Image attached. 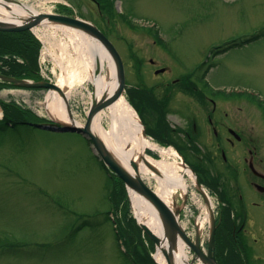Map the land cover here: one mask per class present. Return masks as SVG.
Returning <instances> with one entry per match:
<instances>
[{"label":"rangeland","instance_id":"1","mask_svg":"<svg viewBox=\"0 0 264 264\" xmlns=\"http://www.w3.org/2000/svg\"><path fill=\"white\" fill-rule=\"evenodd\" d=\"M20 1L35 3L38 12L46 14L63 13L68 4L70 14L100 26L123 58L127 82L123 97L128 102L145 80L166 79L154 75L150 59L159 67L168 64L171 79L185 77L182 80L208 60L201 71L203 76L207 73L205 87L199 80L198 86L237 93L218 100L255 102L260 111L248 107L249 119L264 134L260 104L264 103V0ZM34 33L41 41L38 79L61 87L72 117L85 125L95 91L90 72L96 70L84 65L83 47H71L70 36L77 32L50 24ZM86 46L88 61L93 44L88 40ZM108 69L105 63L101 75L109 76ZM175 91L174 100H193L190 94L189 98L186 92ZM49 95L0 83V264H156V246L136 223L142 233L138 231L125 185L107 170L85 136L28 126L29 121L53 119L47 108ZM104 125L109 129L110 121L105 119ZM178 152L176 162L205 176L195 154ZM187 179V193L178 191L174 200L182 207L180 220L188 235L195 239L199 232L206 249L210 218H205L210 210L195 179ZM205 190L215 212L218 197ZM200 218L205 220L201 228Z\"/></svg>","mask_w":264,"mask_h":264},{"label":"flooded vegetation","instance_id":"2","mask_svg":"<svg viewBox=\"0 0 264 264\" xmlns=\"http://www.w3.org/2000/svg\"><path fill=\"white\" fill-rule=\"evenodd\" d=\"M149 63L155 76L167 77L157 83L142 82L144 92H153L156 99L145 102L144 116L155 117L157 131L169 132L178 147L195 154L206 173L201 175L203 181L214 183L218 190L216 223L224 230L225 253L221 254L216 240L217 260L220 264H264V134L247 111L251 106L259 112L260 107L252 100H218V90L224 88L183 83L180 78L171 79L168 64L159 67L154 59ZM159 70L165 71L157 75ZM190 89L199 97L174 100V91L183 95ZM147 125L155 127L153 121Z\"/></svg>","mask_w":264,"mask_h":264},{"label":"bare ground","instance_id":"3","mask_svg":"<svg viewBox=\"0 0 264 264\" xmlns=\"http://www.w3.org/2000/svg\"><path fill=\"white\" fill-rule=\"evenodd\" d=\"M38 5L35 3L21 2L11 3L0 0V21L12 24H22L23 20L39 14ZM49 27V26H48ZM78 33V32H77ZM75 33L70 36L71 47H83L82 59L88 69L96 70L99 67L101 73L105 71V63L108 64L109 76L95 75L91 73V80L95 86L96 99L102 98L104 92L112 95L117 89V80L114 72V65L105 49L98 43H94L93 57L88 61L85 57L88 40L81 34ZM46 37L47 32H43ZM66 35V34H65ZM39 37V35H37ZM90 45V44H89ZM80 50V49H79ZM47 108L54 119L59 121L70 120L67 106L61 97L50 94L47 100ZM1 115V113H0ZM110 121V128L104 125V120ZM93 131L104 142L115 160L127 171L134 174L131 163L139 166L138 173L145 180L155 193L171 208L175 202L174 197L178 191H188V177L194 179L190 170L176 162L178 154L173 149H164L157 146L150 139L146 138L140 127V120L125 97H121L108 110L98 114L93 123ZM159 153L160 158L155 159L148 155V152ZM175 160V162H173ZM134 214L141 224L147 225L156 234H162L163 225L158 214L152 212L144 200L136 193L131 194ZM210 218L206 214L205 220ZM203 218L199 219V228L203 226ZM201 220V221H200ZM176 264H191L189 254L184 248L182 241L174 247ZM158 264H168L164 254L159 250L155 256Z\"/></svg>","mask_w":264,"mask_h":264},{"label":"water","instance_id":"4","mask_svg":"<svg viewBox=\"0 0 264 264\" xmlns=\"http://www.w3.org/2000/svg\"><path fill=\"white\" fill-rule=\"evenodd\" d=\"M5 2L11 3H21L18 0H3ZM55 25L60 28H68L74 30L85 37V39L90 40L92 44H100L107 54L110 56L113 65L115 77L117 80V89L112 95H107L105 91L102 98L96 99L95 91L92 95V103L90 106L89 113L87 115V121L85 125L78 124L72 117L67 96L63 89L55 84L47 82L34 83L25 79H16L0 74V81L14 85L20 88L26 89H48L50 91H56L64 99L70 120L59 121L57 119H52L50 123L38 124L37 127L42 130H47L56 133H77L85 136L87 139L93 142V145L106 164L126 185L132 206L131 194L136 193L142 200H144L147 207L152 212L158 214L159 219L163 225L162 234H156L147 225L141 224L136 215L135 218L145 234L153 241L156 246V253L161 250L164 254L168 264H176L174 257V247L182 241L185 248L193 251L196 254V258L191 262V264H219L215 258V236H216V221L213 213L211 214V233L209 237V250L208 254H205L201 249L200 235L197 232L195 243L188 237L185 229L180 222L181 208L177 207L174 202L171 208L167 203H165L155 191L146 183L145 180L139 175V166L137 163L132 162L131 168L134 174L123 168L113 157L111 152L108 150L101 138L94 133L93 123L96 116L102 113L104 110L109 109L113 106L121 97L124 96L126 87V76L123 60L118 53L115 46L111 41L91 22L83 20L78 16H66L59 14H46L39 13L33 15L30 18L23 20L22 24L16 25L8 22L0 21V32L4 33H17L24 31H32L33 28L43 26V25ZM94 48V46H93ZM94 54V52H93ZM164 70L158 71L157 74L163 72ZM100 75L101 70L96 67L95 75ZM140 127L143 131L145 137H147L146 128L140 121ZM197 189L202 194L206 204L210 207V201L207 197L202 185L199 181H196ZM187 200V196L184 199V206ZM199 231V230H198ZM158 264V263H157Z\"/></svg>","mask_w":264,"mask_h":264},{"label":"trees","instance_id":"5","mask_svg":"<svg viewBox=\"0 0 264 264\" xmlns=\"http://www.w3.org/2000/svg\"><path fill=\"white\" fill-rule=\"evenodd\" d=\"M105 7L107 8L109 7V5L106 4ZM40 47H41L40 42L34 37V35L31 32L28 31L18 32V33L0 32V73L19 79H26V78L37 79L39 75L38 54L40 51ZM221 51L222 53H224L227 50L222 49ZM20 60H22L25 64H19L18 61L20 62ZM1 65L6 67L5 68L1 67ZM132 95H133V97L131 98L132 103H134V105L141 111L143 109H140V107L144 108L146 101L149 102L153 100V102L155 103L156 100L153 92L152 94L149 95L145 93L144 90L141 88H138L135 91H133ZM153 106L156 107L155 104ZM155 121L156 119L154 117V126H155ZM148 134L153 136L162 145L165 146L176 145L172 134H170L169 132L157 131L156 126L150 128L148 130ZM176 147L180 152H185L181 147H178L177 145ZM134 223L136 225L135 220ZM136 227L138 231L142 233L141 229L137 225ZM224 245H225L224 230L222 231V229L220 228L217 232V247L220 250L221 254L225 253Z\"/></svg>","mask_w":264,"mask_h":264}]
</instances>
